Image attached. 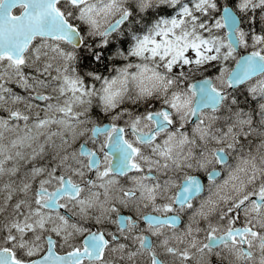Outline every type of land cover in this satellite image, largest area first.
Returning a JSON list of instances; mask_svg holds the SVG:
<instances>
[{
	"label": "snow or ice",
	"instance_id": "1",
	"mask_svg": "<svg viewBox=\"0 0 264 264\" xmlns=\"http://www.w3.org/2000/svg\"><path fill=\"white\" fill-rule=\"evenodd\" d=\"M0 264H264V0H0Z\"/></svg>",
	"mask_w": 264,
	"mask_h": 264
}]
</instances>
